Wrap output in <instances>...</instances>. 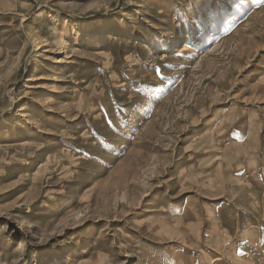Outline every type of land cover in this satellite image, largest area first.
I'll return each instance as SVG.
<instances>
[{"label":"rangeland","instance_id":"1","mask_svg":"<svg viewBox=\"0 0 264 264\" xmlns=\"http://www.w3.org/2000/svg\"><path fill=\"white\" fill-rule=\"evenodd\" d=\"M0 264H264V0H0Z\"/></svg>","mask_w":264,"mask_h":264}]
</instances>
